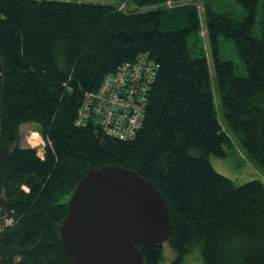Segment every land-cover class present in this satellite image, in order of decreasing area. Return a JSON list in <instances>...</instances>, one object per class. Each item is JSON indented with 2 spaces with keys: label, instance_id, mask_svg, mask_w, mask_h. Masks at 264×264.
Wrapping results in <instances>:
<instances>
[{
  "label": "trees",
  "instance_id": "16d2710c",
  "mask_svg": "<svg viewBox=\"0 0 264 264\" xmlns=\"http://www.w3.org/2000/svg\"><path fill=\"white\" fill-rule=\"evenodd\" d=\"M183 1L0 0V189L17 217L0 235V264H69L57 225L75 185L103 165L161 193L172 264L196 247L203 264H264V182L236 186L209 162L236 143L264 171V0H235L242 18L204 0L210 64L199 11ZM225 44L237 61L222 58ZM139 54L157 73L135 137L76 126L84 95ZM28 124L43 159L20 145ZM137 248L144 264H162V248Z\"/></svg>",
  "mask_w": 264,
  "mask_h": 264
},
{
  "label": "water",
  "instance_id": "95a60500",
  "mask_svg": "<svg viewBox=\"0 0 264 264\" xmlns=\"http://www.w3.org/2000/svg\"><path fill=\"white\" fill-rule=\"evenodd\" d=\"M57 239L69 264H144L137 244L170 241L168 205L154 185L118 165L93 168L75 185Z\"/></svg>",
  "mask_w": 264,
  "mask_h": 264
},
{
  "label": "built area",
  "instance_id": "2783aa9c",
  "mask_svg": "<svg viewBox=\"0 0 264 264\" xmlns=\"http://www.w3.org/2000/svg\"><path fill=\"white\" fill-rule=\"evenodd\" d=\"M157 66L148 54H139L132 63H123L114 72L107 74L98 91L86 93L78 112L76 126L92 122L107 136L118 140L130 141L141 128L145 109L148 105L151 86L156 79ZM30 131L27 143L36 149L40 159L44 158V143L33 138ZM23 189L28 192L27 187ZM7 196L0 189V235L16 222L13 211H8L4 204Z\"/></svg>",
  "mask_w": 264,
  "mask_h": 264
},
{
  "label": "rangeland",
  "instance_id": "374dc122",
  "mask_svg": "<svg viewBox=\"0 0 264 264\" xmlns=\"http://www.w3.org/2000/svg\"><path fill=\"white\" fill-rule=\"evenodd\" d=\"M195 5L199 11L200 18H201V33H200V40H201V46L203 47L206 57L208 59V63L210 64V48L209 43L207 40V33L205 29V24L203 20V7H204V0H187L180 3H177L176 5ZM213 7H219L222 6L223 11H230L231 16H234L236 18H242L243 12L240 9V7L236 4L235 0H212ZM174 6L173 3H168L166 7H172ZM237 7L238 11H235L233 8ZM222 40V39H221ZM230 48V49H229ZM225 51H222V58L224 60H232L237 61V58L233 51L231 50V47L229 44H225L224 48ZM210 75L213 80V71L210 66ZM214 85V84H213ZM215 100H217V96L214 90ZM219 118H222L221 111L218 112ZM38 129L37 125L29 124V125H23L20 127V136H21V143L20 145L23 148H29L31 146L30 143H27L28 138L30 136V131L37 133L36 130ZM39 135V134H38ZM36 138L37 135H33V138ZM37 142L42 144L45 141L42 139V137L39 135V138L37 139ZM235 143V142H234ZM31 146H30V145ZM44 148V147H43ZM227 155L223 158H218L215 156L209 157V162L214 168L216 172H218L220 175L226 177L227 179H230L236 186L243 185L249 181L253 180H261L264 182V171L260 168H257L254 166L242 149L238 147V145L235 143L234 148L226 150ZM162 264H172L173 260L175 259L174 252L169 248L167 244H165L162 248ZM181 264H203L199 247H196L189 255L185 257L183 262Z\"/></svg>",
  "mask_w": 264,
  "mask_h": 264
},
{
  "label": "bare ground",
  "instance_id": "6f19581e",
  "mask_svg": "<svg viewBox=\"0 0 264 264\" xmlns=\"http://www.w3.org/2000/svg\"><path fill=\"white\" fill-rule=\"evenodd\" d=\"M115 71V70H114ZM107 75V74H106ZM80 109V108H79ZM93 124V123H92ZM29 125V124H28ZM80 127V126H79ZM34 135H37V134H34ZM35 138V137H34Z\"/></svg>",
  "mask_w": 264,
  "mask_h": 264
}]
</instances>
